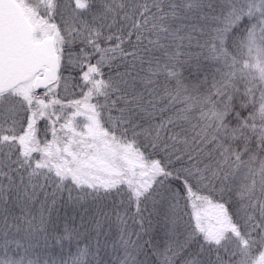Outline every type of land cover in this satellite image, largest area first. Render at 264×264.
Returning a JSON list of instances; mask_svg holds the SVG:
<instances>
[{"label":"snow or ice","instance_id":"snow-or-ice-1","mask_svg":"<svg viewBox=\"0 0 264 264\" xmlns=\"http://www.w3.org/2000/svg\"><path fill=\"white\" fill-rule=\"evenodd\" d=\"M0 264H264V0H0Z\"/></svg>","mask_w":264,"mask_h":264}]
</instances>
